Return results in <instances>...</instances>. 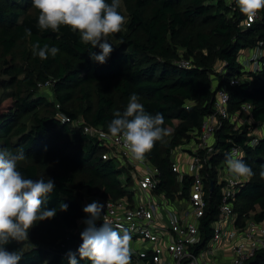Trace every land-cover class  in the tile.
<instances>
[{
	"label": "trees",
	"instance_id": "1",
	"mask_svg": "<svg viewBox=\"0 0 264 264\" xmlns=\"http://www.w3.org/2000/svg\"><path fill=\"white\" fill-rule=\"evenodd\" d=\"M23 2L21 12L8 11L0 0V72L8 75L4 81L7 91L0 96V148L13 154L24 151L25 158L17 167L25 178L54 180L55 189L45 206L56 208L57 213L37 221L29 230V239L5 245L10 251L22 252L19 264H69L66 254L76 252L82 243L78 231L79 220L86 215L83 190H100L99 198L117 201L128 196L134 201L135 180L129 168L117 165L114 156L103 158L106 153L114 155L113 148L84 132L85 124L101 126L107 132L113 113L123 112L132 94L146 112L164 116L163 127L170 134L145 156L160 169L158 190L172 198L179 191L180 197L187 196L193 181L185 175L179 182L172 169L173 151L191 141L193 132L201 128L204 117L213 111L218 89L229 90L233 114L243 103H251L253 124L236 128L229 120L221 121L215 134L217 152L211 161H225L233 146L243 150V159L254 175L242 184L234 209L242 225L252 211L254 219H264V137L249 147L252 129L264 122V55L261 70L230 85L233 77L244 74L240 57L245 51L260 42L264 48V9L258 12L260 18L246 26L247 18L234 0H121L118 10L123 15L125 8L129 19L119 33L107 38L114 50L100 64L90 58L91 46L81 43L79 33L67 26H61L59 32L39 30V11L31 0ZM29 5L35 12L27 9ZM25 29H31V36H26ZM36 42L41 47L56 46L59 52L41 60L33 54ZM182 59L190 60L191 65L181 66ZM24 60L27 65L21 63ZM219 63L221 70L216 69ZM47 80L53 81L52 100L40 92L39 83ZM85 101L89 104L80 110ZM80 111L85 121L76 124ZM60 112L67 122L61 123ZM216 178L214 170L205 175L204 242L213 236L212 222L222 199L221 187L212 184ZM61 203L68 205L67 211H60ZM77 260L78 264H91L78 253ZM243 264H264V249Z\"/></svg>",
	"mask_w": 264,
	"mask_h": 264
},
{
	"label": "built area",
	"instance_id": "2",
	"mask_svg": "<svg viewBox=\"0 0 264 264\" xmlns=\"http://www.w3.org/2000/svg\"><path fill=\"white\" fill-rule=\"evenodd\" d=\"M258 18L259 13L252 20L247 19L246 26ZM248 50L252 52L244 53L243 66L248 65L249 71H245L242 76L233 77L231 86L248 78L249 72H258L263 67V42ZM179 63L186 67L191 65L190 60L186 59L180 60ZM52 86V80L39 83L41 89ZM57 108H60L59 104ZM252 111V104L246 102L237 113H231L229 90L227 87L218 89L213 111L204 117L201 128L193 132L192 140L186 142L192 144L179 146L173 151L172 169L178 174L179 182H183L185 175L191 176L193 180L188 195L180 197L179 191L175 193V198L165 191L158 190L160 169L151 164L146 156L142 160L131 159L119 138L104 139L103 136L107 132L101 126L84 125L86 134L97 137L107 147L113 148L114 155L106 153L103 158L116 157L118 162L121 161L129 168L135 180L132 187L135 190L133 203L128 196L117 201L110 197L91 201L103 203L105 208L102 217L105 215L117 230H127L131 236L130 243L139 244V247L130 245V264H243L264 249V219L257 221L252 215L242 225L234 209L236 195L245 181H238L229 174L226 161L216 164L211 161L213 154L217 152L214 148L215 134L221 121L229 120L236 128L253 124L255 121ZM59 115L62 121L68 120L64 113L60 112ZM242 118L245 119L240 124ZM79 123L82 124L76 122ZM253 129H262L264 133V122H257ZM261 137H264V134L253 136L251 144L256 145ZM233 151L244 155L238 146H233L229 153ZM186 152L187 155H184ZM182 156H185V161L182 162L184 165L174 159ZM211 170L217 175L212 184L221 187L222 199L218 217L212 222L213 236L204 242L201 222L208 207L205 175ZM139 191L141 195H138ZM102 217L95 222L96 227L103 224ZM84 219H87V214L79 220L82 231L86 227L82 223ZM219 249L223 250L221 256L216 255Z\"/></svg>",
	"mask_w": 264,
	"mask_h": 264
},
{
	"label": "clouds",
	"instance_id": "3",
	"mask_svg": "<svg viewBox=\"0 0 264 264\" xmlns=\"http://www.w3.org/2000/svg\"><path fill=\"white\" fill-rule=\"evenodd\" d=\"M18 2L23 3V0ZM31 3L39 11V30L59 32L61 26H67L73 33H79L81 43L91 46L89 56L100 64L106 63L114 50L107 38L119 33L125 23V16L118 10L121 0H111L110 3L107 0H31ZM234 3L249 20L264 9V0H234ZM25 34L31 36V29H25ZM94 48L100 51H92ZM32 50L41 60L47 59L49 54L55 57L59 52L56 46L44 44L41 47L39 42L32 46ZM113 117L103 138H119L134 160H142L157 141H163L170 134L169 129L163 127V114L146 112L135 94L131 95L126 109L115 111ZM64 122L67 121H61ZM249 147H255V144ZM24 158L23 150L13 154L0 148V264H19L22 252L19 249L10 251L5 245L29 239V230L37 221L54 218L57 213L56 208L45 206L55 189L54 180L25 178L17 167V162ZM225 161L229 174L238 181H247L254 175L243 156L235 151L227 154ZM104 208L99 201L83 207L87 219L82 223L86 227L80 233L82 243L76 252L66 254L69 264H78L77 253L81 260H88L91 264H130L131 236L127 230H117L105 215L102 217ZM59 209L67 211L68 205L61 203ZM101 217L103 224L96 227L95 222Z\"/></svg>",
	"mask_w": 264,
	"mask_h": 264
},
{
	"label": "rangeland",
	"instance_id": "4",
	"mask_svg": "<svg viewBox=\"0 0 264 264\" xmlns=\"http://www.w3.org/2000/svg\"><path fill=\"white\" fill-rule=\"evenodd\" d=\"M24 1V0H23ZM230 3H231V0H228ZM233 1V0H232ZM4 4H5V6H6V9L8 10V11H22V9H21V3L20 2H18V0H12L11 2L10 1H8V0H4ZM23 4H25L24 2H23ZM27 7V9L28 10H30V11H33V12H35V10L33 9V8H31L30 7V5L29 6H26ZM123 15L125 16V23L126 22H128V19H129V16H128V13H127V11H126V9L125 8H123ZM252 52V51H251ZM240 59H241V62H242V64H244V61H245V55H242L241 57H240ZM21 63L22 64H24V65H27V61L26 60H24V61H21ZM221 68H222V65H221V63H219L217 66H216V69L217 70H221ZM245 71H249V66L248 65H244V72ZM8 77V75H5V74H3V73H1L0 72V96L3 94V93H5L7 90V88H6V86H5V84H4V81H5V79ZM20 77H22V76H20ZM214 84H217V80L216 79H214ZM40 92L43 94V95H45V96H47L50 100H52L53 98H54V94H53V89L52 88H44V89H41L40 90ZM89 103L87 102V101H85V102H81L80 103V105H79V109L81 110V106H82V108H84V107H86V105H88ZM244 119L245 118H242V119H240V121H239V123L241 124V123H243L244 122ZM78 120H79V122H84L85 120H84V118L82 117V112L80 111L79 112V114H78ZM252 130H254V133H252V134H250V136H260V135H263L264 133H263V130L262 129H252ZM190 144H192V143H185V144H183V145H186V146H189ZM184 155H187V152H186V154H184ZM179 162H180V164L181 165H184V163H182V162H184L185 161V156H182V157H177L176 158ZM117 160V159H116ZM117 162V161H116ZM124 165V163H122L121 161L120 162H118L117 163V165ZM123 174H125L126 176H128L129 175V173H127V172H124ZM125 175L123 176V177H125ZM133 175V174H132ZM83 199H82V203L84 204V205H87V204H89L93 199H98L100 196H101V191L100 190H93V191H87V190H83ZM141 192L139 191V193H138V195H141L140 194ZM130 203V202H129ZM133 203V202H132ZM131 203V204H132ZM254 214V211H252V213H251V215H253ZM82 228V227H81ZM81 228L79 229V230H81ZM78 232H82V230L81 231H78ZM130 245L131 246H134V247H139V244L138 243H133V242H131L130 243ZM223 253V250H217V253H216V255L217 256H221V254Z\"/></svg>",
	"mask_w": 264,
	"mask_h": 264
},
{
	"label": "crops",
	"instance_id": "5",
	"mask_svg": "<svg viewBox=\"0 0 264 264\" xmlns=\"http://www.w3.org/2000/svg\"><path fill=\"white\" fill-rule=\"evenodd\" d=\"M245 52H246V54H250V53H251V50H248V49H247ZM174 159H176V157H174ZM80 227H81V226H80ZM80 227H79V228H80Z\"/></svg>",
	"mask_w": 264,
	"mask_h": 264
}]
</instances>
